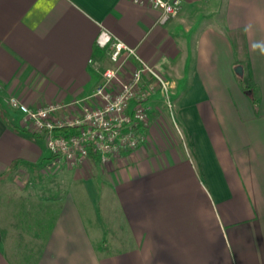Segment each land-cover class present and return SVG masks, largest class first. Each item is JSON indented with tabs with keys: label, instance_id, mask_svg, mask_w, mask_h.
<instances>
[{
	"label": "crops",
	"instance_id": "obj_1",
	"mask_svg": "<svg viewBox=\"0 0 264 264\" xmlns=\"http://www.w3.org/2000/svg\"><path fill=\"white\" fill-rule=\"evenodd\" d=\"M103 27L175 81L173 110L157 89L135 150L72 167L8 98L85 101L111 65ZM261 48L264 0H184L166 21L134 0H0V182L28 171L13 188L39 206L0 199V264H264Z\"/></svg>",
	"mask_w": 264,
	"mask_h": 264
},
{
	"label": "built area",
	"instance_id": "obj_2",
	"mask_svg": "<svg viewBox=\"0 0 264 264\" xmlns=\"http://www.w3.org/2000/svg\"><path fill=\"white\" fill-rule=\"evenodd\" d=\"M134 1L159 10L161 20L166 21L177 14L184 0ZM97 44L110 48L111 65L104 68L100 82L82 103L52 101L31 107L18 96L8 98L10 106L22 112L25 126L45 138L55 159L72 167L93 156L107 166L123 150L136 149L151 122L144 102L157 89L173 110L175 81L156 64L107 28H102Z\"/></svg>",
	"mask_w": 264,
	"mask_h": 264
},
{
	"label": "rangeland",
	"instance_id": "obj_3",
	"mask_svg": "<svg viewBox=\"0 0 264 264\" xmlns=\"http://www.w3.org/2000/svg\"><path fill=\"white\" fill-rule=\"evenodd\" d=\"M31 136H32V138H35V140H38V142H41L42 146L45 148L44 142L41 141L42 139L37 137L39 135H35V134L31 133ZM39 137H41V136H39ZM47 172H48L47 175H49V176L55 174L54 171L53 172L52 171H47ZM6 175H8V174H6ZM31 176L32 175L28 171H24V170L18 169V170H16L14 172L12 179H8L7 181L5 180V182H3L2 184L0 182V199H4L3 200L4 202L6 201V204H7V209L6 210L9 211L11 217H13L14 215H16V217L18 215L21 216L22 214L27 215V214H29L30 209L32 211V207H33V209L39 207V206H33V205L32 206H27L26 205L27 203L30 202V201L27 200V198L28 199H33L34 195L31 194V196H29L28 193H25L26 190H22L23 192L21 193L20 191H17L15 188H13V186H14L13 184L15 183V181L17 182L18 185L19 184L23 185V186L25 185L26 187L29 188V185H31V183H33V180L31 179ZM5 177H7V176H5ZM73 179H74V177H73ZM73 179H72V181H73ZM9 182L11 183L10 185H9ZM89 185H90V188L92 190V185L93 184L89 183ZM70 187H72V186H70ZM54 191L57 192V190H54ZM8 197H10L11 199L9 200ZM21 198H23V199L21 200ZM2 207H3V204L2 205L0 204V209L3 210L4 208H2ZM110 207H111V209H113V208H115V205L111 204V203L108 204L107 202H104V198H103V200L101 201V203H99V206H98L100 214L103 215L105 218H107V216H108V218H110V216H109ZM43 210H45V206H43ZM118 222H120V221H118ZM14 223L18 224L19 221L16 220ZM108 223L109 222L107 220L105 222V224H108ZM12 224H13V222H12ZM104 233H105V237L103 239L100 240L99 238H96L97 242L101 243L102 245H104L105 242L108 243L107 239L111 238V235H110L111 234V230L107 229V230L104 231ZM108 245H109V243H108Z\"/></svg>",
	"mask_w": 264,
	"mask_h": 264
},
{
	"label": "water",
	"instance_id": "obj_4",
	"mask_svg": "<svg viewBox=\"0 0 264 264\" xmlns=\"http://www.w3.org/2000/svg\"><path fill=\"white\" fill-rule=\"evenodd\" d=\"M236 71L241 73L242 72V67L241 66H237Z\"/></svg>",
	"mask_w": 264,
	"mask_h": 264
},
{
	"label": "clouds",
	"instance_id": "obj_5",
	"mask_svg": "<svg viewBox=\"0 0 264 264\" xmlns=\"http://www.w3.org/2000/svg\"><path fill=\"white\" fill-rule=\"evenodd\" d=\"M261 55H264V48L260 49Z\"/></svg>",
	"mask_w": 264,
	"mask_h": 264
},
{
	"label": "trees",
	"instance_id": "obj_6",
	"mask_svg": "<svg viewBox=\"0 0 264 264\" xmlns=\"http://www.w3.org/2000/svg\"><path fill=\"white\" fill-rule=\"evenodd\" d=\"M92 154H94V153H92ZM94 157V156H93ZM95 158V157H94Z\"/></svg>",
	"mask_w": 264,
	"mask_h": 264
}]
</instances>
